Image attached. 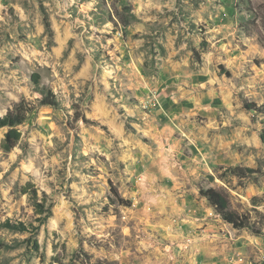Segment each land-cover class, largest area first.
Wrapping results in <instances>:
<instances>
[{"label": "rangeland", "instance_id": "374dc122", "mask_svg": "<svg viewBox=\"0 0 264 264\" xmlns=\"http://www.w3.org/2000/svg\"><path fill=\"white\" fill-rule=\"evenodd\" d=\"M263 22L264 0H0V117L23 110L13 150L0 129V264H264Z\"/></svg>", "mask_w": 264, "mask_h": 264}, {"label": "trees", "instance_id": "16d2710c", "mask_svg": "<svg viewBox=\"0 0 264 264\" xmlns=\"http://www.w3.org/2000/svg\"><path fill=\"white\" fill-rule=\"evenodd\" d=\"M127 26V23H124ZM264 28V22H263ZM32 82L34 86L40 90L41 87V76L35 73L32 76ZM42 93V101L41 104L43 106L50 107H58L59 102L56 98V95L52 91H41ZM246 109L250 111H257L259 113L264 114V106L257 107L254 104L246 105ZM23 110L19 109L16 111H9L4 117H0V129L8 128V132L5 135V139L3 141V149L7 152L13 150L16 143L21 139V132L18 129V126L21 123L20 116L22 115ZM261 141L264 144V131L260 135ZM229 171L238 178H248L257 173L254 169L250 168H231ZM113 194L118 201L123 202L120 198L118 192L113 189ZM21 193L23 195L28 196L29 200L33 202L34 208L37 214L44 215L50 212L51 207H47V199L45 195L41 198L39 196L38 189L33 184H28L21 189ZM200 195L205 198L212 208L216 211V213L221 217V219L232 226L236 230H242L245 228H249V219L241 214H238L236 211H233L230 206V201L228 195L223 193L222 191L216 189H200ZM115 198H111L112 204H116ZM261 231L256 232V234H260ZM32 246L35 251H39V243L38 241H34ZM99 264H117L115 262H99Z\"/></svg>", "mask_w": 264, "mask_h": 264}, {"label": "clouds", "instance_id": "9594fccd", "mask_svg": "<svg viewBox=\"0 0 264 264\" xmlns=\"http://www.w3.org/2000/svg\"><path fill=\"white\" fill-rule=\"evenodd\" d=\"M174 2H175V0H173V3H174ZM182 2H183V4H185V5L190 4V0H182ZM207 2H208V4H212V3H213V0H207ZM205 11H207V8H206L204 5H202V6H201V9H200V12H199V13L193 12V15H194V16H201ZM190 18H191V17H190ZM153 19H154V18H153ZM181 27H185V26L182 24ZM177 31H179V29H177ZM185 31H187V28H185ZM261 34L264 35V29H261ZM185 39H188V37H185ZM198 39H199V37H197V40H198ZM4 67L6 68L7 65H4ZM9 79H12V77H9ZM45 83H47V80H45ZM10 87H11V86H10ZM13 91L16 92V95H17V96L20 95V90L13 88ZM9 95H11V93H9ZM62 102L64 103L65 107H68L71 103H74L75 101H68V100H67V97H64V100H63ZM69 110H71V109H69ZM66 151H67V150H66ZM39 161H40V157H36V158H34V159L30 162V164H36V163H39ZM22 163H23V162H22ZM24 171H26V172H27V171H35V169L32 168V167H28V168H25ZM54 171H59V168L54 169ZM39 175L43 176V175H44L43 171H40V172H39ZM53 178L55 179V177H53ZM93 199H94V197H93ZM261 211L264 212V206L261 207ZM87 232H88V229H87V227H85V234H86ZM13 264H16V262L13 261ZM37 264H38V262H37Z\"/></svg>", "mask_w": 264, "mask_h": 264}, {"label": "water", "instance_id": "95a60500", "mask_svg": "<svg viewBox=\"0 0 264 264\" xmlns=\"http://www.w3.org/2000/svg\"><path fill=\"white\" fill-rule=\"evenodd\" d=\"M66 123H67V129L70 132L69 155H70V157H72L74 154V148H75L77 136H76L75 130L70 125L68 119H67Z\"/></svg>", "mask_w": 264, "mask_h": 264}]
</instances>
